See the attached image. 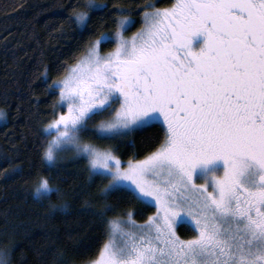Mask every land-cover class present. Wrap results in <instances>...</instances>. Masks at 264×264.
Here are the masks:
<instances>
[{
    "label": "snow or ice",
    "instance_id": "6c2138e0",
    "mask_svg": "<svg viewBox=\"0 0 264 264\" xmlns=\"http://www.w3.org/2000/svg\"><path fill=\"white\" fill-rule=\"evenodd\" d=\"M70 7L67 19L82 33L107 28L106 19L113 31L99 32L50 85L59 90L54 108L67 110L45 123L41 160L58 171L71 152L87 161L90 183L107 181L75 210L105 225L106 239L94 259L69 261L57 251L54 264H264V0L148 4L130 38L125 9L93 0L87 10ZM158 133L159 146L127 166L118 146L83 140ZM39 187L50 190L49 179L41 176ZM117 195L156 211L142 224L129 212L109 219ZM58 210L72 214L67 204ZM180 228L194 234L182 239Z\"/></svg>",
    "mask_w": 264,
    "mask_h": 264
},
{
    "label": "trees",
    "instance_id": "16d2710c",
    "mask_svg": "<svg viewBox=\"0 0 264 264\" xmlns=\"http://www.w3.org/2000/svg\"><path fill=\"white\" fill-rule=\"evenodd\" d=\"M87 0H0V110L6 117L0 119V251L7 253V264H54V252L64 258L94 259L97 249L106 239V226L97 223L86 213L75 211L98 194L107 183L96 179L90 183L87 161L73 159L71 152L62 154L60 169L51 170L41 160V143H46L42 129L53 113L65 111L54 108L59 90L51 88L55 81L67 75V70L85 54L86 45L99 32H112L109 26L81 32L67 17L76 11L87 10ZM107 4L109 9L123 8L124 16L134 23L129 32L140 29L146 5L168 8L175 0H93ZM91 15V12H90ZM91 29H95V20ZM105 43L102 50L114 48ZM97 117L89 123L95 128ZM149 139L145 134H133L123 140L105 141L95 136L83 140L107 148L118 146L121 160H142L159 146L162 134ZM50 138V137H49ZM17 168L18 172H13ZM45 176L63 195L54 190L50 196L37 199L33 189ZM109 203L115 211L109 219H125L123 213H132L137 223H144L156 211L153 205H143L127 196H114ZM51 204L56 205L54 211ZM67 204L72 214H62L60 204ZM103 201H98L99 207ZM185 239L194 234L192 229L180 228ZM87 251V255H84ZM80 253V256H77Z\"/></svg>",
    "mask_w": 264,
    "mask_h": 264
},
{
    "label": "clouds",
    "instance_id": "9594fccd",
    "mask_svg": "<svg viewBox=\"0 0 264 264\" xmlns=\"http://www.w3.org/2000/svg\"><path fill=\"white\" fill-rule=\"evenodd\" d=\"M0 113H3V116H0V119H4L6 117V114L0 110ZM40 181L38 184L35 185L34 189H33V195L37 198V199H41L43 197H45L46 195H49L50 192H53L54 190H56V188L54 187V185L50 184V190H45L39 187ZM56 205L55 204H51L50 203V207L53 209ZM7 253L4 251H0V264H7L6 260L3 259V257H6Z\"/></svg>",
    "mask_w": 264,
    "mask_h": 264
},
{
    "label": "rangeland",
    "instance_id": "374dc122",
    "mask_svg": "<svg viewBox=\"0 0 264 264\" xmlns=\"http://www.w3.org/2000/svg\"><path fill=\"white\" fill-rule=\"evenodd\" d=\"M163 9V8H162ZM131 27H129L125 32H124V35L126 36V37H131L133 34H135V33H137L140 29H138L137 31H134V32H129V29H130ZM115 47V46H114ZM113 49V48H112ZM112 49H110V50H107V51H103L102 50V47H101V49H100V51H101V54H105V53H107V52H109V51H111ZM67 109H66V107H65V111H66ZM83 138H85V137H83ZM99 147V146H98ZM102 148V147H101ZM64 154V153H63ZM143 160V159H142ZM122 161V160H121ZM127 163H128V161L127 162H124V161H122V166H127ZM199 182H202V181H197V183H199ZM153 206H155V205H153ZM121 219V218H120ZM122 219H124V218H122ZM131 219H133L134 220V218H133V215H132V217H131ZM135 221V220H134ZM136 222V221H135ZM137 223V222H136ZM137 224H142V223H137ZM181 238L182 239H185L184 237H182L181 236ZM188 239H190V238H188ZM3 259H5L6 260V262H7V260H8V257L6 256V257H3Z\"/></svg>",
    "mask_w": 264,
    "mask_h": 264
}]
</instances>
